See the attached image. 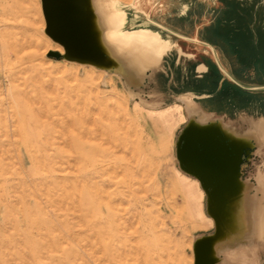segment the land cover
Instances as JSON below:
<instances>
[{"label": "rangeland", "instance_id": "374dc122", "mask_svg": "<svg viewBox=\"0 0 264 264\" xmlns=\"http://www.w3.org/2000/svg\"><path fill=\"white\" fill-rule=\"evenodd\" d=\"M114 1L141 21L121 30L170 43L134 84L47 56L61 49L43 33L41 1L0 0V264H193L192 242L213 232L202 190L175 158L176 138L198 120L187 110L204 98L173 92L192 46L173 48L164 27L189 35L173 15L191 0ZM217 63L225 71L232 62ZM225 98L233 118L214 117L227 140L245 138L241 195L264 205V142L248 132L264 113L237 109L247 97ZM225 102L209 107L224 112ZM253 235L230 254L214 250V264H264V238Z\"/></svg>", "mask_w": 264, "mask_h": 264}, {"label": "water", "instance_id": "95a60500", "mask_svg": "<svg viewBox=\"0 0 264 264\" xmlns=\"http://www.w3.org/2000/svg\"><path fill=\"white\" fill-rule=\"evenodd\" d=\"M40 1L41 12L45 24L43 33L51 42L62 49L61 54L48 52L47 56L53 58L60 57L69 63L112 71L124 80L125 85H129L127 82L128 80L126 81L125 77H123L124 75L120 72V68L123 64L120 59L121 55L116 53V50L112 48L113 45H109L104 40L105 27L97 8V1L99 3L104 0ZM120 51L121 50H119V52ZM123 52L125 68L127 54L125 50ZM150 68L141 69L137 78L141 76L143 70ZM137 78L131 84H134ZM194 109L201 117L202 121L197 122L190 120L189 123L183 127L179 136L176 138L175 158L178 162L179 170L197 181L199 188L206 197L205 214L212 221L214 228L212 234L197 237L192 242L193 264H214L216 263V258L214 257L216 249H225V252L230 254L232 248L231 250L227 248L231 244L233 245L234 241L237 239V237H230L229 228L232 222L225 217V214L228 216V211H231L230 209H232V212L234 211L233 205L237 200L245 198L241 195V186L231 189H206L201 184L203 180L201 171L188 169L187 164L190 163V156L194 155L196 158L200 159L205 151L213 148H225L226 144L224 143L222 145V141L227 140L222 134L224 131L219 127V122L213 114L203 112L196 105ZM186 114L188 115V113ZM209 126H214L215 129L211 131L207 130ZM248 132L252 136L254 135V132ZM250 134H247L248 138H250ZM244 139L245 138L236 139V149L240 150V148L244 147ZM253 139H256V136H253ZM209 142L213 143L209 144ZM249 198L253 197H248L246 199ZM252 237H254V235H250V241H248L249 238L247 236L239 238H248L247 242H252Z\"/></svg>", "mask_w": 264, "mask_h": 264}, {"label": "crops", "instance_id": "0c3cea01", "mask_svg": "<svg viewBox=\"0 0 264 264\" xmlns=\"http://www.w3.org/2000/svg\"><path fill=\"white\" fill-rule=\"evenodd\" d=\"M173 17L174 22L184 21L191 29L184 36L176 27H164L178 39L171 43L173 48H180L179 41L191 43L184 79L191 76L201 80L205 73L210 74L207 83L211 87L200 92L203 98L216 96L228 102L226 94L233 93L248 98L237 109L264 113V0H191ZM219 58L232 62L227 70L218 66Z\"/></svg>", "mask_w": 264, "mask_h": 264}, {"label": "bare ground", "instance_id": "6f19581e", "mask_svg": "<svg viewBox=\"0 0 264 264\" xmlns=\"http://www.w3.org/2000/svg\"><path fill=\"white\" fill-rule=\"evenodd\" d=\"M119 5L120 3L114 0L100 1L99 3L97 1V8L105 27L104 40L109 45H113L112 48L116 50V53L121 55L120 59L123 64L120 68V72L124 75L123 77H125L126 81L128 80L127 82L131 84L138 77L141 69L153 67L158 63L161 56L168 50L167 48L170 43L166 41L163 45L154 47L146 37L139 33L140 29L133 31L121 30L124 23L128 25H138L141 21L137 20L136 13H124L118 10L117 8H119ZM155 7L156 5L154 8ZM131 10L142 13V11L135 6L131 7ZM144 10L146 11V9ZM142 15L144 16L142 24L143 22L149 21L144 13ZM118 49L121 51L119 52ZM124 50L127 54L125 68ZM59 53H62V49ZM187 113L191 118L195 117L194 119H198L195 121H202L194 107H189ZM252 132H254L257 141L264 142V121L261 120L257 122L253 126ZM256 191H259V188L256 187ZM233 206L234 211L232 212V209H230L231 211H228V216L225 214V217L232 222L229 228L230 237L239 238L248 236L250 241V235L258 234L264 238V205L260 203V198L253 197L237 200ZM229 260H234V258H230Z\"/></svg>", "mask_w": 264, "mask_h": 264}, {"label": "flooded vegetation", "instance_id": "af4514ba", "mask_svg": "<svg viewBox=\"0 0 264 264\" xmlns=\"http://www.w3.org/2000/svg\"><path fill=\"white\" fill-rule=\"evenodd\" d=\"M206 76H203L201 80L193 78L191 76L184 79L183 87L178 90H173L175 95L185 94V93H192L193 95L200 96V92L206 91L210 89V85L207 83L209 82V77L205 73ZM200 109L209 114H213L215 117L222 118H233L235 111H231L230 109L233 108L228 102L226 101L224 104L226 106V111L224 112H217L214 108L209 107L211 104L217 107L218 104L223 105L224 101L221 100L220 97L212 96L208 98H204L203 101L199 102ZM230 108V109H228ZM230 110V111H229ZM189 122V121H188ZM187 122V123H188ZM234 132H235V125H233ZM214 130V126L208 127L207 130ZM232 138L228 139L227 141H222V145L225 143L226 147L223 149H211L205 151V153L201 156L200 159L196 158L194 155L190 156V163L187 164L188 169L192 170H200L203 174V180L201 184L206 189H213V188H221V189H231L238 186L240 182V157L239 151L236 149V139L235 134H231ZM213 142H209L212 144ZM232 145V147H231ZM184 167V165H183ZM197 182V181H196ZM206 199V197H205ZM213 226V224H212ZM214 228H212V231Z\"/></svg>", "mask_w": 264, "mask_h": 264}]
</instances>
